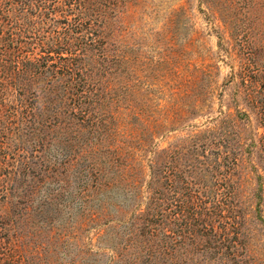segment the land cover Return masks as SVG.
<instances>
[{
	"label": "rangeland",
	"instance_id": "rangeland-1",
	"mask_svg": "<svg viewBox=\"0 0 264 264\" xmlns=\"http://www.w3.org/2000/svg\"><path fill=\"white\" fill-rule=\"evenodd\" d=\"M113 1L114 6L105 9L102 35L112 59L99 75L111 99L100 109L104 124L98 123L100 131L93 139L99 136L103 149L109 147L118 156L112 169L121 187L109 200L123 212L117 216L111 207L106 221L85 223L82 229L75 216L68 220L72 207L54 206L47 210L52 223L43 226L46 222L33 210L41 192H34L31 200L23 194L25 183L38 175L27 173L22 179L11 138L4 139L0 264H70L76 253L82 255L81 264H108L116 253L111 246L115 241L109 231L100 239V232L130 221L136 222L133 230H141L150 212L147 205L152 197L157 203L159 196L196 210L184 211L194 230L193 244L186 239L165 264H264V103L258 109L259 101L254 106L247 101L238 53L239 44H248L264 66V0L251 2L245 21L239 22L237 13L231 23L223 21L222 6L204 0ZM232 23L241 30L234 32ZM236 33L247 40L235 38ZM263 90H250V96L257 99ZM46 141L48 150L56 148L52 139ZM45 152L38 148V153ZM154 163L160 169L157 175L152 174ZM172 168L181 171V179L175 192L166 193L161 175ZM12 171L15 183L23 184L4 196L1 187ZM40 176L45 178L41 190L56 185L46 172ZM123 197L125 204L119 201ZM138 211L142 214L135 217ZM219 233L226 240L219 241ZM118 250L121 264L131 248ZM155 260L152 264H162L161 258Z\"/></svg>",
	"mask_w": 264,
	"mask_h": 264
},
{
	"label": "trees",
	"instance_id": "trees-1",
	"mask_svg": "<svg viewBox=\"0 0 264 264\" xmlns=\"http://www.w3.org/2000/svg\"><path fill=\"white\" fill-rule=\"evenodd\" d=\"M204 1L210 6H222L226 23H231L233 14L237 13L241 15L238 21L243 22L247 18L245 14L252 12L253 0H216V4L213 0ZM114 4L113 0H0V145L4 139L11 138L12 153L19 159L22 179L27 173L38 175L39 182L30 178L25 183L23 194L31 200L34 192H41L33 210L46 222L43 226L52 223L47 210L54 206L72 207L68 220L75 216L82 229L85 223L98 225L100 220L106 221L104 218L111 217V207L117 216L123 212L109 200L121 187L112 169L118 156L109 147L103 149L99 136L93 139L100 131L99 124H104L100 109L106 106L105 100L111 99L110 95L106 96L109 88L100 86L99 75L107 71L106 62L112 59L103 47L102 35L105 9ZM232 30L241 29L232 23ZM243 37L236 33L235 38L247 40V36L243 34ZM239 46L240 62L244 64L240 76L246 99L253 106L259 101L261 104H256L259 109L264 103V90L257 99L250 96V90L264 88V80L259 78L264 66L255 59L251 46ZM261 119L264 125V115ZM52 130L54 133L49 132ZM46 138L52 139L56 148L48 150L44 143L50 141ZM38 148L46 152L38 153ZM0 155L5 157L1 150ZM153 168L152 174L157 175L160 169L156 163ZM13 171L1 187L4 196L13 195L14 188L23 184L15 183ZM41 171L56 185H45L41 190L45 179L40 176ZM63 174L66 177H62ZM161 176L166 193L175 192L181 171L172 168ZM151 184L152 179L148 187L151 188ZM157 192L158 189H154V193ZM129 199L134 200V197L130 195ZM153 199L146 207L150 212L143 218L141 230L135 228L138 232L133 230L135 221L118 223L121 228L109 226L106 232H100V239H105L104 234L109 231L115 241L111 246L116 253L108 264L113 261L117 264L119 257H123L119 248H131L121 264H152L157 262L156 257L165 264L173 259L177 246L185 245L186 239L193 244L194 230L184 216L189 208L180 200L167 202L159 196L154 203ZM126 200L123 197L119 201L125 204ZM189 212L196 210L192 208ZM174 233L185 235L180 239L174 237ZM220 234L219 241L226 240L224 233ZM226 254L228 258L233 257L232 252ZM81 258V253H76L69 262L81 264Z\"/></svg>",
	"mask_w": 264,
	"mask_h": 264
}]
</instances>
